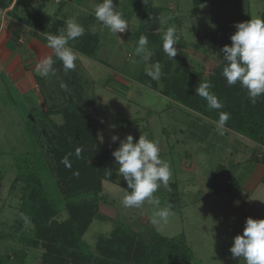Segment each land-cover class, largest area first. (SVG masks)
<instances>
[{
    "label": "rangeland",
    "instance_id": "374dc122",
    "mask_svg": "<svg viewBox=\"0 0 264 264\" xmlns=\"http://www.w3.org/2000/svg\"><path fill=\"white\" fill-rule=\"evenodd\" d=\"M250 1L251 4H247L248 0L233 2L226 9L227 14L216 2L222 26L263 18V0ZM85 2L18 0L16 11L12 12L30 19L45 39L48 34L59 35L65 30L70 18H75L85 31L68 44L78 54L76 68L65 70L62 65L49 81L50 74L40 77L44 83L39 89L37 85L34 89H25L27 79L22 81L24 86L12 83L0 58V252L12 257L15 249L22 248L19 241L3 237L14 234L11 226L24 193V185L14 182V157L26 151L33 152L38 143L46 141L40 139L42 124L46 123L44 109L58 107L59 113L75 108L82 117L90 116L97 122L99 143L112 152L128 135L133 136L134 143L140 135L158 141L160 157L169 162L172 171L168 187L161 184L153 194L161 202L159 207L168 206V194L174 193L172 185H177L179 199L171 206L168 222L153 224L152 217L157 211L154 205L146 200L140 207H125L122 200L127 190L105 181L103 195L107 200L100 204L102 216L96 218L84 236L93 255L99 256L97 243L110 238L118 222L142 231L146 242L151 239V230L166 237L183 235L194 255V264H245L243 258H234L229 249L234 237L242 235L247 218L264 220V162L259 161L264 148L227 128L221 134L217 123L162 94V69L156 88L141 81L146 70L154 65L151 47L148 44L146 52L140 55L135 52L139 41L136 34L143 17L148 15L152 20L159 15L158 32L162 37L167 27L175 26L176 29L177 55L173 57V67L183 69L187 65L209 76L221 63L219 56L204 48L200 41L208 29L214 28L210 3L194 7L187 0H113L114 7L122 11L128 21V30L116 35L97 21L94 3L92 8ZM155 7L162 10L161 15L152 10ZM90 36L97 38L99 45L94 56L87 57L80 48L81 41L86 43ZM62 84H66L67 89L62 88ZM21 88L25 90L21 92ZM53 116L56 122L63 123V115ZM114 135L120 138L115 143L112 141ZM43 150L46 154L47 149ZM219 165L227 166L242 188L208 197ZM43 181L51 195L57 198L54 188L57 183H51L46 177ZM190 187L199 189L193 191ZM57 206L62 209L58 220L66 219L68 214L62 203L58 202ZM26 230L16 234L17 238ZM43 253L41 247L28 249L25 264H41Z\"/></svg>",
    "mask_w": 264,
    "mask_h": 264
},
{
    "label": "trees",
    "instance_id": "16d2710c",
    "mask_svg": "<svg viewBox=\"0 0 264 264\" xmlns=\"http://www.w3.org/2000/svg\"><path fill=\"white\" fill-rule=\"evenodd\" d=\"M206 1L193 0L195 6ZM152 10L156 14L162 13L159 7ZM143 18L136 36L138 39L141 35L148 38L151 61L161 65L164 82L162 94L215 123L221 112L228 113L229 119L224 128L249 138L264 148V95L253 102L246 88L239 82L228 85L222 75L224 63L221 50L225 45L231 46L230 37L236 30L218 26L201 38V45L221 59V63L206 76L187 65L183 69L173 67V59L166 56L162 35L158 32L160 16L152 17V20L148 19V15ZM21 20L37 30V25L31 23L30 19ZM81 43L82 54L87 57L94 56L99 45L98 39L90 36L86 43ZM55 60L63 65L57 57ZM141 81L153 88L158 86L157 79H152L147 74H144ZM201 82L212 84L209 91L219 98L222 104L220 109L210 108L203 97L195 94V88ZM57 108H48L44 112L46 123L42 124L40 139L45 138L46 141L38 143L33 152L26 151L14 157V182L24 185V193L11 226L14 234L3 237L19 241L22 248L15 249L12 257L0 252V264H25L28 249L40 247L44 249L41 264H194V255L183 235L166 237L151 230V239L146 242L142 231L137 232L118 222L110 238L97 243L99 256L88 250L84 236L96 218L102 216L100 204L107 200V196L103 195L104 182L131 190L119 173V165L112 155L113 152L99 143L97 122H93L90 116L82 117L75 108H68L60 113ZM54 114L63 115L62 124L58 125L50 120L49 117ZM45 148L46 154L43 153ZM78 148L81 149L79 157L76 155ZM65 156H68L70 168L61 162ZM259 161L264 162V155ZM109 171L111 175L108 174ZM44 177L53 184L57 183L54 186L58 192L57 198L45 187ZM172 187L175 192L168 194L167 205L173 207L177 204L179 195L177 185L173 184ZM241 188V182L227 166L219 165L208 197L232 193ZM58 202L62 203L63 210L68 214L64 220H58L62 213V209L57 206ZM26 228L28 230L18 239L16 234L22 233Z\"/></svg>",
    "mask_w": 264,
    "mask_h": 264
},
{
    "label": "clouds",
    "instance_id": "9594fccd",
    "mask_svg": "<svg viewBox=\"0 0 264 264\" xmlns=\"http://www.w3.org/2000/svg\"><path fill=\"white\" fill-rule=\"evenodd\" d=\"M94 15L97 21L113 34L117 35L128 30V21L124 18V13L114 7L113 0H102L101 3L95 4ZM234 27L236 32L230 37L231 46L225 45L221 50L224 63L222 75L230 86L239 82L247 89L249 98L255 102L257 97L264 95V18H251L247 22L235 24ZM84 31L83 26L75 18H70L66 21V29L61 30L59 35H47V47L52 49L56 57L62 61L65 70L75 69L78 58V54L68 46L69 41L82 36ZM162 39L164 52L173 59L177 55L174 45H177L178 39L175 26L167 27ZM148 43V38L141 35L135 50L136 54L145 53ZM54 62L51 56L42 59L37 65L38 74L41 77L54 75ZM160 73L159 62L146 70V74L152 79H159ZM61 87L67 89L66 84H62ZM211 87L210 82H201L195 88V94L203 97L210 108L220 109L222 104L219 98L209 91ZM228 119V113L219 114L217 129L221 130V134ZM100 139L103 142V138ZM117 140H120L118 136H112L114 143ZM133 141V136L128 135L120 140L118 149L112 153L119 165V173L131 190L126 191L122 203L125 207H140L147 200L157 208L152 223H167L171 215V206L159 207L161 202L153 194L161 184L168 187L172 177L170 164L160 157L158 141L148 139L147 135H140L137 142ZM80 152L81 149L78 148L77 157ZM61 162L66 167H71L68 156H65ZM108 174L111 175V172L109 171ZM229 251L234 258H243L245 264H264V220L247 218L242 235L234 237Z\"/></svg>",
    "mask_w": 264,
    "mask_h": 264
},
{
    "label": "crops",
    "instance_id": "0c3cea01",
    "mask_svg": "<svg viewBox=\"0 0 264 264\" xmlns=\"http://www.w3.org/2000/svg\"><path fill=\"white\" fill-rule=\"evenodd\" d=\"M17 1L18 0H0V58L3 60V66L5 67L7 71L6 73L9 75L12 83H18L19 86H24V83L22 81L27 79L26 82H28V87H26L25 89H34L35 85H37L36 88L39 89L41 87V84L44 82L42 81L43 77L40 78L41 76L38 75L37 72L38 63L45 57L51 56L55 61L53 64L55 72L56 70L62 69V65H60V63L55 60L56 55L52 49L47 47V39L41 36L42 33L32 28L31 25L23 22L21 20V16L13 15L12 12L16 11ZM66 1L71 3V0ZM99 1L96 0L97 3ZM237 1L239 0H207L206 3L199 6L210 3L212 16L214 9L219 19V25H216L213 17L214 27H218L222 26V20L218 11L216 10V2H218L219 7L222 6V8H224L223 10H225V14H227L226 9L229 7V5ZM96 2L95 0H86L85 4L88 3V6L90 5L93 8L92 5L93 3L95 5ZM187 2H191L194 5L193 0H187ZM247 4H251V1L248 0ZM88 6H86V8L90 10L91 8H89ZM199 6L194 5V7ZM172 7H174V4L172 5ZM169 10L171 11V9ZM237 14H239V12H237ZM262 17L264 18V12L262 14ZM227 26L229 27H223L236 30L234 25L230 26L229 24H227ZM210 30L211 29H208V32ZM52 75L53 74H50L49 77H47V81H49V78ZM21 89V92L25 90L23 88ZM46 110L47 108L44 109V112ZM49 118L52 122H55L58 125L61 124L59 120H57V122L55 121L53 115H51ZM246 204L248 205L247 202Z\"/></svg>",
    "mask_w": 264,
    "mask_h": 264
},
{
    "label": "water",
    "instance_id": "95a60500",
    "mask_svg": "<svg viewBox=\"0 0 264 264\" xmlns=\"http://www.w3.org/2000/svg\"><path fill=\"white\" fill-rule=\"evenodd\" d=\"M213 17H214L216 25H219V19H218L217 15H216L214 9H213ZM190 188L193 189V191L199 189V188H196V187H190Z\"/></svg>",
    "mask_w": 264,
    "mask_h": 264
},
{
    "label": "built area",
    "instance_id": "2783aa9c",
    "mask_svg": "<svg viewBox=\"0 0 264 264\" xmlns=\"http://www.w3.org/2000/svg\"><path fill=\"white\" fill-rule=\"evenodd\" d=\"M59 2H61L62 0H58Z\"/></svg>",
    "mask_w": 264,
    "mask_h": 264
}]
</instances>
